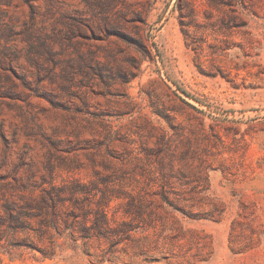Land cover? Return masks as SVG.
I'll use <instances>...</instances> for the list:
<instances>
[{
	"label": "rangeland",
	"instance_id": "374dc122",
	"mask_svg": "<svg viewBox=\"0 0 264 264\" xmlns=\"http://www.w3.org/2000/svg\"><path fill=\"white\" fill-rule=\"evenodd\" d=\"M175 1L0 0V198L128 231L0 264H264V0Z\"/></svg>",
	"mask_w": 264,
	"mask_h": 264
},
{
	"label": "trees",
	"instance_id": "16d2710c",
	"mask_svg": "<svg viewBox=\"0 0 264 264\" xmlns=\"http://www.w3.org/2000/svg\"><path fill=\"white\" fill-rule=\"evenodd\" d=\"M181 2L182 0H176L174 3V10L179 13H181ZM213 5L217 7V3ZM179 17L182 16L179 15ZM182 93L190 97L186 92ZM195 101L199 102L196 99ZM190 107L203 114L201 110ZM19 189L24 192L27 190L24 187ZM85 190L81 186H50L47 189L42 188L39 196L23 195L18 198V201L0 198L2 201L0 202V254L10 255L11 253L7 250L16 247L36 252L43 260H69V251L76 252L80 249L76 239L72 241L74 244L69 243L73 237L71 234L73 228L70 227V219L66 212L68 204L72 202V207L82 214L75 232L79 240L86 241L93 237L108 240V236L119 239V236L125 235L128 231L124 224L119 226H124V229L111 226L106 212L107 202H102L99 206L98 219L92 212L84 211L82 204L77 201L74 203L75 198L87 194ZM101 253L102 251L94 257L103 258ZM86 256L92 257L90 254ZM105 262L108 261H100L101 264Z\"/></svg>",
	"mask_w": 264,
	"mask_h": 264
}]
</instances>
